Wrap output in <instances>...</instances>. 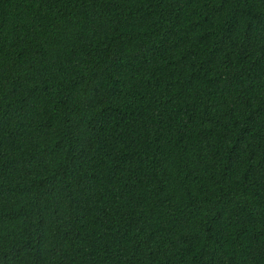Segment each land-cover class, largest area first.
<instances>
[{"label":"trees","instance_id":"trees-1","mask_svg":"<svg viewBox=\"0 0 264 264\" xmlns=\"http://www.w3.org/2000/svg\"><path fill=\"white\" fill-rule=\"evenodd\" d=\"M0 264H264V0H0Z\"/></svg>","mask_w":264,"mask_h":264}]
</instances>
